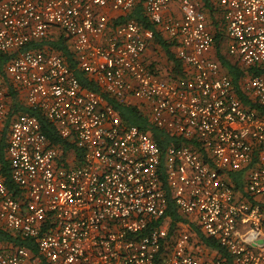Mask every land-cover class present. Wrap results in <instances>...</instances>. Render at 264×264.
<instances>
[{
	"label": "built area",
	"instance_id": "2783aa9c",
	"mask_svg": "<svg viewBox=\"0 0 264 264\" xmlns=\"http://www.w3.org/2000/svg\"><path fill=\"white\" fill-rule=\"evenodd\" d=\"M136 1L0 0V56L12 54L5 72L33 111L8 126L13 188L0 172V231L10 237L0 264H264V0H215L245 97L209 57L214 36L195 0H143L187 68L156 74L144 58L153 30L119 18ZM172 3L179 15L165 17ZM48 34L68 38L97 90L60 53L30 46ZM6 95L0 82V131ZM106 97L143 109L177 142L162 151ZM40 117L71 144L65 154ZM243 169L236 190L228 175ZM168 194L229 260L215 248L197 255L189 229L170 232Z\"/></svg>",
	"mask_w": 264,
	"mask_h": 264
},
{
	"label": "trees",
	"instance_id": "16d2710c",
	"mask_svg": "<svg viewBox=\"0 0 264 264\" xmlns=\"http://www.w3.org/2000/svg\"><path fill=\"white\" fill-rule=\"evenodd\" d=\"M206 4H207L206 5L207 10L212 15L216 12L221 13V16H220L221 21H216L214 19L212 21L216 29L212 33L214 36V45L211 51L209 52V57L217 60L225 68V70L228 72V75L233 82V85L238 95L241 97H245V94L239 90V81H240L241 76L244 74V71L238 68L235 62L227 54V50L225 46L226 44L225 42L226 25L222 17V9L217 4L214 5L212 3H207V2ZM119 18L122 20L133 19L140 26L148 27L153 30L154 40H156V42L162 46V48L166 52L167 59H169V61L172 62L171 68L169 69L167 68L166 70H163L162 68H158L156 65L149 62L148 63L149 67L152 68V70L156 74H158L161 77L167 78V79H175L176 77L183 75L184 72H186L187 68L185 64L176 56V53H174V51H171L170 49L171 47L176 48L178 42L176 40H170V39L164 38L161 31H157L156 25L153 24L145 15L144 8H143V0H137L133 8L130 11H127L126 13L121 15ZM30 46L45 49V50H54L60 53V55L64 58L66 63L69 65V67L73 70L75 76L78 78L81 85L97 90L96 84L89 81L87 77L85 76L84 72L77 67L74 54L73 52H71L70 47H69L70 45L68 44L67 37H64L63 35H59L55 37L51 34H48L45 38H43L42 41L33 42ZM11 57H12V54L10 53H4L0 56V74L3 75V78L5 77L4 72H5L6 65L11 59ZM254 70L256 69H251L250 71L254 72ZM10 85H11V90H12L10 91V95H12L11 103L7 105V114L5 116L2 130L0 131V172L3 175L7 186L10 189H12L13 183L11 182L9 178L8 157H7V152H6V138H7L9 122L14 113L26 112L30 114L33 111L29 109L27 106H25L24 102L21 103V98L19 97L18 99L15 98L18 90L12 81ZM106 100L109 101L112 104V106L117 110V112L119 113L124 123L136 125L140 129L145 130L159 144L162 151L166 149V146L170 142H177V141H173L174 138L169 133L155 127L153 123L149 120L148 115L145 113L143 109L138 108L133 105H121L107 97H106ZM244 101H247V99L244 98ZM40 120L42 123L44 133L46 134L47 138L53 144L57 145L61 149V152L65 154L69 146H71V144L68 143V141L66 140L64 141L58 138L55 132V129L43 117H40ZM242 173L243 171H238V172H231L228 175V178L230 179V180L228 179V183L231 184L236 190H240L242 188L241 187L243 183L241 180ZM168 198L169 199H168V208L166 210V216L171 217L172 223L176 221H185V218L176 210L169 194H168ZM173 227H174V223L170 225V229H169L170 232L172 231ZM197 228H198L196 230L197 238L201 242H203V244H205L206 246L217 249L218 252L222 256H224L225 258H227V260H229L227 253L223 251L221 248H219L215 239L206 237L199 230V227ZM1 239H10V237L8 236L6 232L0 231V240ZM20 243L26 245V243L28 242L20 241Z\"/></svg>",
	"mask_w": 264,
	"mask_h": 264
},
{
	"label": "crops",
	"instance_id": "0c3cea01",
	"mask_svg": "<svg viewBox=\"0 0 264 264\" xmlns=\"http://www.w3.org/2000/svg\"><path fill=\"white\" fill-rule=\"evenodd\" d=\"M195 1L198 2L199 5L203 9L206 10V11L204 10V12H205V15L207 17V23H208L207 26H208L209 30L211 31V33H213L216 28H215V25H213L212 21H213V19L216 20V21H221L220 20L221 13H217L216 12V13H214L212 15L207 10L206 2L216 5L215 0H195ZM170 15H174V16H178L179 15L178 4L172 3V5L170 7V11H165L164 12V16L165 17H168ZM156 28H157V31H161V33H162L164 38H167L165 32L163 31V28L160 25H156ZM225 46H226V44H225ZM170 49H171V51H174V53H176L177 47L176 48L171 47ZM144 58H145V61L151 62L154 65H156L158 68H162L163 70H166L167 68L169 69L172 66V62L169 61V59H167V55H166L165 50L162 48V46L159 43L156 42V40H154V38H153L151 44L147 47L146 54H145ZM4 74H5L4 78H3V75L0 74V82L2 83L4 88L6 89V94H7L6 95V102H7V105H8V104L11 103V96H12V95H10V91H12L11 90V85H10L11 81H10L9 77L7 76L6 72H4ZM18 97L21 98V103L24 102V96H23V94L20 91H18L17 95L15 96V98H17V99H18ZM132 102L135 103V102H138V101L134 100ZM135 104H138V103H135ZM136 107H138V106H136ZM240 171H243V173L241 174V180L243 182V174H244L245 170L243 169V170H240ZM243 184H244V182L242 183L241 187L244 186ZM183 217L185 218V221L173 222L174 226L177 225L179 227V229H189V231L191 232L192 238H194L197 241L196 242V246L194 247L195 249L197 248L195 250L196 254L199 255V256H202V257L207 256V255H214L215 252L213 251L212 247L206 246L205 244H203V242H201L197 238V236H196V230L198 229L197 226L195 224H189L188 219L185 216H183ZM165 221H167L169 223V227H170L171 224H173L170 216H166L165 215ZM184 226H186V227L184 228Z\"/></svg>",
	"mask_w": 264,
	"mask_h": 264
}]
</instances>
